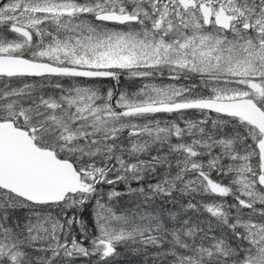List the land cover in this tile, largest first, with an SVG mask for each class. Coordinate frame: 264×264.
Listing matches in <instances>:
<instances>
[{
    "label": "snow or ice",
    "instance_id": "obj_1",
    "mask_svg": "<svg viewBox=\"0 0 264 264\" xmlns=\"http://www.w3.org/2000/svg\"><path fill=\"white\" fill-rule=\"evenodd\" d=\"M118 249L264 264V0H0V264Z\"/></svg>",
    "mask_w": 264,
    "mask_h": 264
},
{
    "label": "trees",
    "instance_id": "obj_2",
    "mask_svg": "<svg viewBox=\"0 0 264 264\" xmlns=\"http://www.w3.org/2000/svg\"><path fill=\"white\" fill-rule=\"evenodd\" d=\"M121 252V256L118 261L124 262V264H141L142 257L134 256L128 252H125L124 249H118Z\"/></svg>",
    "mask_w": 264,
    "mask_h": 264
},
{
    "label": "rangeland",
    "instance_id": "obj_3",
    "mask_svg": "<svg viewBox=\"0 0 264 264\" xmlns=\"http://www.w3.org/2000/svg\"><path fill=\"white\" fill-rule=\"evenodd\" d=\"M105 83H106V84H110V83L107 82V81H106ZM76 264H84V261H83V260L77 261ZM114 264H124V262H121V261L116 260V261L114 262Z\"/></svg>",
    "mask_w": 264,
    "mask_h": 264
},
{
    "label": "flooded vegetation",
    "instance_id": "obj_4",
    "mask_svg": "<svg viewBox=\"0 0 264 264\" xmlns=\"http://www.w3.org/2000/svg\"><path fill=\"white\" fill-rule=\"evenodd\" d=\"M107 82H109V81H107ZM109 83H111V82H109Z\"/></svg>",
    "mask_w": 264,
    "mask_h": 264
}]
</instances>
